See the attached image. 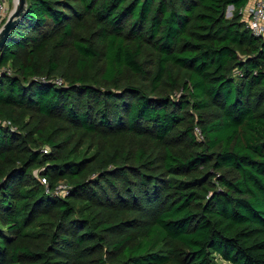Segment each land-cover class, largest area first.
<instances>
[{
  "label": "trees",
  "instance_id": "trees-1",
  "mask_svg": "<svg viewBox=\"0 0 264 264\" xmlns=\"http://www.w3.org/2000/svg\"><path fill=\"white\" fill-rule=\"evenodd\" d=\"M249 2L28 0L0 51V264H264Z\"/></svg>",
  "mask_w": 264,
  "mask_h": 264
},
{
  "label": "built area",
  "instance_id": "built-area-1",
  "mask_svg": "<svg viewBox=\"0 0 264 264\" xmlns=\"http://www.w3.org/2000/svg\"><path fill=\"white\" fill-rule=\"evenodd\" d=\"M7 2V0H0V28L9 14ZM231 9L234 11V6ZM238 12L242 15L247 27L254 35L264 36V0H250V2L245 6H242ZM55 82L60 85L63 83V80L61 78H57ZM0 124L10 125V122L0 118ZM196 134L199 138L203 139L202 131L199 127H196ZM44 151L47 152L48 150L44 149ZM43 180L44 184L47 185L46 179L43 178ZM67 188V184L62 182L56 187L54 193L57 195H65Z\"/></svg>",
  "mask_w": 264,
  "mask_h": 264
},
{
  "label": "water",
  "instance_id": "water-1",
  "mask_svg": "<svg viewBox=\"0 0 264 264\" xmlns=\"http://www.w3.org/2000/svg\"><path fill=\"white\" fill-rule=\"evenodd\" d=\"M28 0H14L13 8L0 28V51L3 48L11 30L27 9ZM234 5L228 6V12Z\"/></svg>",
  "mask_w": 264,
  "mask_h": 264
},
{
  "label": "rangeland",
  "instance_id": "rangeland-1",
  "mask_svg": "<svg viewBox=\"0 0 264 264\" xmlns=\"http://www.w3.org/2000/svg\"><path fill=\"white\" fill-rule=\"evenodd\" d=\"M8 2H7V5H8V7H9V13H10V11H11V9L13 8V5H14V0H7ZM232 12V13H231ZM233 10L231 9L230 10V12H228L227 13V16L229 17V18H231L233 15ZM9 15V14H8ZM197 138L199 139V140H202L201 138H199L198 136H197ZM33 175L35 176V177H37V180H40L43 184H44V180H43V178L41 177V175H40V173H39V171H33ZM133 215H134V213H133ZM220 264H228L227 262H225V261H221V263Z\"/></svg>",
  "mask_w": 264,
  "mask_h": 264
}]
</instances>
